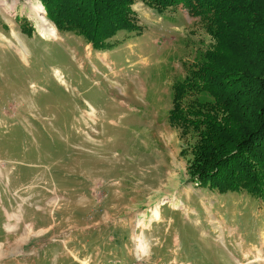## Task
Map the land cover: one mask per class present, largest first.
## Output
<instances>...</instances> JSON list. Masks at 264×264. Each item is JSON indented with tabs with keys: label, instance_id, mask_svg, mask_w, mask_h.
<instances>
[{
	"label": "rangeland",
	"instance_id": "obj_1",
	"mask_svg": "<svg viewBox=\"0 0 264 264\" xmlns=\"http://www.w3.org/2000/svg\"><path fill=\"white\" fill-rule=\"evenodd\" d=\"M39 3L0 0V264H264V199L193 181L170 119L205 15L134 0L97 49Z\"/></svg>",
	"mask_w": 264,
	"mask_h": 264
},
{
	"label": "trees",
	"instance_id": "obj_2",
	"mask_svg": "<svg viewBox=\"0 0 264 264\" xmlns=\"http://www.w3.org/2000/svg\"><path fill=\"white\" fill-rule=\"evenodd\" d=\"M59 31L104 48L121 30H140L134 0H41ZM205 15L216 40L174 84L170 119L192 145L193 181L221 194L264 199V0H145Z\"/></svg>",
	"mask_w": 264,
	"mask_h": 264
},
{
	"label": "bare ground",
	"instance_id": "obj_3",
	"mask_svg": "<svg viewBox=\"0 0 264 264\" xmlns=\"http://www.w3.org/2000/svg\"><path fill=\"white\" fill-rule=\"evenodd\" d=\"M44 11L45 10H44L43 5L41 3H39V5L36 7V12L39 13V14H44ZM44 19H46V18H44ZM42 32L45 33V34H50V35H52L54 37L58 36L57 30H56L55 27H52L51 30H49V32L47 31L46 28H43ZM155 214H156V216H159L160 213H159V211H155Z\"/></svg>",
	"mask_w": 264,
	"mask_h": 264
},
{
	"label": "crops",
	"instance_id": "obj_4",
	"mask_svg": "<svg viewBox=\"0 0 264 264\" xmlns=\"http://www.w3.org/2000/svg\"><path fill=\"white\" fill-rule=\"evenodd\" d=\"M0 216H1V214H0ZM4 216H7L8 221L10 220V217H9V215L7 214V211H6V210H5ZM0 243H1V242H0Z\"/></svg>",
	"mask_w": 264,
	"mask_h": 264
}]
</instances>
